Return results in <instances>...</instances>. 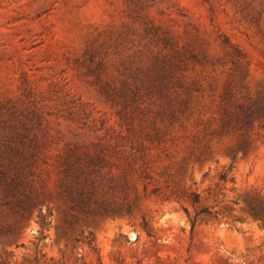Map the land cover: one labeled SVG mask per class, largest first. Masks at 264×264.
Listing matches in <instances>:
<instances>
[{
	"label": "rangeland",
	"instance_id": "obj_1",
	"mask_svg": "<svg viewBox=\"0 0 264 264\" xmlns=\"http://www.w3.org/2000/svg\"><path fill=\"white\" fill-rule=\"evenodd\" d=\"M227 91L254 113L241 134L219 132ZM21 142L48 161L52 225L33 212L15 243L0 238V264H264V221L245 204L264 203V0H0V160ZM71 151L133 209L78 222L97 253L57 239Z\"/></svg>",
	"mask_w": 264,
	"mask_h": 264
},
{
	"label": "trees",
	"instance_id": "obj_2",
	"mask_svg": "<svg viewBox=\"0 0 264 264\" xmlns=\"http://www.w3.org/2000/svg\"><path fill=\"white\" fill-rule=\"evenodd\" d=\"M223 100L226 104L223 108V124L219 132L226 135L241 134L251 123L254 113L240 104L235 109L229 108L228 91ZM178 112L183 115L190 113L188 99ZM170 116L172 120L179 118L175 110L171 111ZM123 143L119 142L118 146H122ZM247 146V141H242L238 148L230 153L232 159H235L240 151L245 153ZM131 149L136 150L137 145L131 143ZM10 153L12 156L7 160L8 163L0 160V210L3 209V213L0 211V214L5 213L9 218L5 224L0 221V238L15 243L22 232V223L30 219L33 212H36V220L41 231L51 227L50 218L53 214L49 208L44 210L42 206L48 198L51 199L52 195L48 193L47 184L41 174L40 168L48 165L42 149L39 146H26L21 142L20 147H11ZM97 166L96 160L88 155L83 157L75 151L60 157L57 163L60 173L58 197L66 208L59 205L57 207L61 220L56 226V234L57 239L65 241L66 252L74 253L81 245L87 246L95 253L98 252L96 237L92 230L82 231L80 235L74 234L75 227L82 218L133 213L131 204L128 203L124 209L125 204L109 200L108 191L102 190V183L97 178L95 171ZM226 179V174L220 176V180ZM183 197L196 207L195 217L190 219L195 227L198 217L207 211L200 206L199 193L195 191L184 193ZM245 204L250 215L264 221V203L258 201L256 197H247ZM112 205L119 207L113 208ZM143 224L147 228L148 222L145 218Z\"/></svg>",
	"mask_w": 264,
	"mask_h": 264
}]
</instances>
